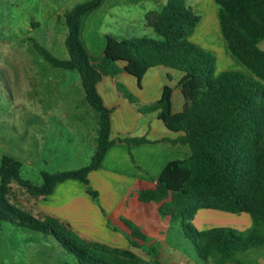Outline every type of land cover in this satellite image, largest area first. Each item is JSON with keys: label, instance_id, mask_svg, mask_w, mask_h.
Listing matches in <instances>:
<instances>
[{"label": "trees", "instance_id": "obj_1", "mask_svg": "<svg viewBox=\"0 0 264 264\" xmlns=\"http://www.w3.org/2000/svg\"><path fill=\"white\" fill-rule=\"evenodd\" d=\"M213 1L218 6L228 49L248 74L235 70L216 74V57L190 41L201 17L186 0H169L160 12L146 16L157 39L141 37L116 41L110 38L108 50L137 62L142 73L157 66L181 68L186 72L178 84L185 99L182 113L172 112L170 88L149 108L138 107L142 113L158 112L159 119L172 131L182 132L184 135L178 142L190 147L191 157L171 162L160 176L156 189L140 192L139 200L159 205L162 216L180 222L185 239L199 259L213 264H243L242 255L264 247V51L259 46L264 40V0ZM103 2L89 0L65 15L69 59L59 60L35 44L39 54L53 67L79 74L86 100L99 114L95 154L90 163L79 170L43 172L41 185L21 177L23 163L20 160L4 156L0 164V193H5L13 182L32 196L51 195L58 183L69 179L88 185L89 173L100 167L113 145L112 110L106 107L98 84L104 76H116L119 69L109 55H104L97 63L91 62L82 41L86 16ZM123 92L132 103H137L129 92ZM128 142L150 141L137 138ZM91 194L96 196L94 192ZM4 204L8 213L6 220L52 235L78 264H146L132 252L82 242L68 234L64 225L41 221ZM201 209L246 213L252 219V226L244 232L231 228L199 231L192 222ZM133 230L137 239L146 240L138 229Z\"/></svg>", "mask_w": 264, "mask_h": 264}, {"label": "rangeland", "instance_id": "obj_2", "mask_svg": "<svg viewBox=\"0 0 264 264\" xmlns=\"http://www.w3.org/2000/svg\"><path fill=\"white\" fill-rule=\"evenodd\" d=\"M87 1L0 0V164L4 156L20 160L24 165L21 177L34 185L42 184L43 172L78 170L91 159L88 158L90 138L87 137L94 130L99 114L87 102L79 74L53 67L35 47L38 44L59 60L69 59L65 44L68 34L65 15L76 5ZM186 1L190 3L191 0ZM202 17L205 25L212 23L209 16L202 13ZM215 19L218 29L210 32H205L204 26L196 29L197 42L194 43L216 57V74L224 69H240L241 63L228 50L218 15ZM218 32L221 38L217 40L226 46L223 52H213L203 46L216 41ZM109 45L110 42L107 48ZM259 46L264 51V40ZM229 54L238 67L230 66ZM34 200L15 182L5 193H0V215L4 218L1 217L0 264H77L75 257L61 252L52 237L6 220L8 213L4 202L26 214L34 211L37 215L38 202ZM148 206L152 216L147 214L145 218L153 224L152 227L162 229L159 220L168 218L161 215L157 204ZM156 211L159 220L155 217ZM224 222L227 224H218V228L246 231L228 220ZM166 229L164 236H148L153 240L148 241L144 248L146 251L142 249L148 257L143 259L146 264H182L186 258L190 259V244L183 235L181 223L170 220ZM68 231L82 242L120 252H132L131 247L137 248L138 245L131 244L129 238L125 244L116 236H77L70 229ZM165 239L176 250L169 249ZM159 248L163 251L160 257V251L150 250L158 251ZM241 262L247 264L245 260ZM208 263L213 264L211 261Z\"/></svg>", "mask_w": 264, "mask_h": 264}, {"label": "crops", "instance_id": "obj_3", "mask_svg": "<svg viewBox=\"0 0 264 264\" xmlns=\"http://www.w3.org/2000/svg\"><path fill=\"white\" fill-rule=\"evenodd\" d=\"M111 1L104 0L98 9L86 16L82 28V41L91 62L97 63L104 55H109L119 69L116 76H104L98 84L99 94L106 107L112 110L111 140L114 143L100 167L89 173L88 185L80 180L69 179L58 183L51 195L29 194V197L38 202L37 215L34 211L30 215L41 221H55L64 225L77 236H116L125 244L129 238L131 244H138L137 248L133 249L130 244L132 253L147 260L144 248L150 240L148 236L167 234L166 227L170 219L159 220L156 211L155 217L162 222V229L152 227L153 224L145 218L147 214L152 216V213L150 214L148 204L139 200V193L156 189L166 167L173 161L189 159L192 151L188 145L178 142L184 135L182 132L172 131L159 119L158 112L142 113L138 106L143 109L149 108L160 101L165 90L170 88L172 112L182 113L185 99L178 84L186 72L181 68L157 66L142 73L137 62L107 48L110 34L113 39L119 41L141 37L157 39L154 29L147 24L146 16L149 13L160 12L169 0ZM188 5L201 17L196 29L204 26V31L210 32L211 29L217 28L215 16L218 15V6L213 0H191ZM202 13L209 16L212 23L205 25ZM196 34L195 30L190 37L193 43L197 42ZM220 35L218 32L216 41L212 40L209 45L203 46L213 52H223L226 46L217 40L221 38ZM229 55L227 58L230 66L238 67V63L234 62L231 54ZM240 65V69L237 68L235 71L248 74V70ZM123 91L129 92L137 103L134 104L126 98ZM98 136L99 115L94 130L87 137L90 138L89 159H92L96 152ZM137 138H145L150 142L145 144L128 142ZM226 220L244 230L252 225V219L246 213H228L214 209L199 210L192 223L199 231H205L218 228V224H227L224 222ZM133 228L138 229L146 240L137 239ZM48 236L59 244L62 253L73 256L67 253L52 235ZM141 241L145 243L141 244ZM164 243L169 249L176 250L170 241L165 239ZM150 250L155 253L160 251L159 257L163 254L160 248L158 251ZM250 252V256H247ZM250 252L242 255L240 260H245L247 264H264V247ZM190 254V259L186 258L182 264H189L191 261L194 264H209L197 257L191 245Z\"/></svg>", "mask_w": 264, "mask_h": 264}]
</instances>
